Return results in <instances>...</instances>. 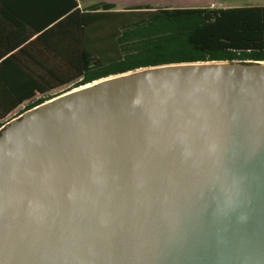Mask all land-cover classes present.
Wrapping results in <instances>:
<instances>
[{
	"label": "water",
	"instance_id": "1",
	"mask_svg": "<svg viewBox=\"0 0 264 264\" xmlns=\"http://www.w3.org/2000/svg\"><path fill=\"white\" fill-rule=\"evenodd\" d=\"M0 264H264V61L111 75L5 122Z\"/></svg>",
	"mask_w": 264,
	"mask_h": 264
},
{
	"label": "trees",
	"instance_id": "2",
	"mask_svg": "<svg viewBox=\"0 0 264 264\" xmlns=\"http://www.w3.org/2000/svg\"><path fill=\"white\" fill-rule=\"evenodd\" d=\"M0 0V127L62 92L151 66L264 61V6L83 10L61 0L52 15L6 13Z\"/></svg>",
	"mask_w": 264,
	"mask_h": 264
},
{
	"label": "crops",
	"instance_id": "3",
	"mask_svg": "<svg viewBox=\"0 0 264 264\" xmlns=\"http://www.w3.org/2000/svg\"><path fill=\"white\" fill-rule=\"evenodd\" d=\"M78 1V8L83 10L93 5L84 4L83 0ZM114 4L115 10H124L135 5H149L152 7H214L227 8L234 7L233 2L226 0H104ZM2 10L6 13H40L42 15H52L61 8V0H12L8 1ZM1 26H10L6 19L0 17Z\"/></svg>",
	"mask_w": 264,
	"mask_h": 264
},
{
	"label": "rangeland",
	"instance_id": "4",
	"mask_svg": "<svg viewBox=\"0 0 264 264\" xmlns=\"http://www.w3.org/2000/svg\"><path fill=\"white\" fill-rule=\"evenodd\" d=\"M104 0H83L84 4L92 3L96 4ZM233 2L234 7H241V6H264V0H226ZM115 2H118L115 0Z\"/></svg>",
	"mask_w": 264,
	"mask_h": 264
},
{
	"label": "built area",
	"instance_id": "5",
	"mask_svg": "<svg viewBox=\"0 0 264 264\" xmlns=\"http://www.w3.org/2000/svg\"><path fill=\"white\" fill-rule=\"evenodd\" d=\"M2 127V126H1Z\"/></svg>",
	"mask_w": 264,
	"mask_h": 264
}]
</instances>
